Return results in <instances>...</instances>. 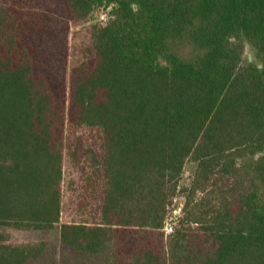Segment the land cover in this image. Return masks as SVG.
<instances>
[{
  "label": "trees",
  "instance_id": "16d2710c",
  "mask_svg": "<svg viewBox=\"0 0 264 264\" xmlns=\"http://www.w3.org/2000/svg\"><path fill=\"white\" fill-rule=\"evenodd\" d=\"M0 226L62 246L0 264H264V0H0Z\"/></svg>",
  "mask_w": 264,
  "mask_h": 264
},
{
  "label": "rangeland",
  "instance_id": "374dc122",
  "mask_svg": "<svg viewBox=\"0 0 264 264\" xmlns=\"http://www.w3.org/2000/svg\"><path fill=\"white\" fill-rule=\"evenodd\" d=\"M107 12L104 11H98L95 13L93 21L98 22L101 21V16H106ZM88 24L80 25L72 29L70 34V43H71V50H70V56H71V64L74 65V63H77L82 58L83 49H85L88 46L89 42V36L87 34L86 28ZM252 57L251 51L249 48L246 49V57ZM195 168L194 163H188L182 180L181 185L186 186L189 185L191 181V177L193 174ZM66 185H65V192H64V207L67 211V204L71 200V184L70 179L73 178L74 180L78 178V172L75 169L72 176H70V171L73 170V168L69 164L68 158H66ZM183 198L178 196L171 209L168 216V220L173 223L174 227L177 224V219L180 216L181 209L183 206ZM0 234L8 235L9 242L11 243H32V242H38V241H48L52 242L53 244H56L57 247H59V250L62 249V246L59 242V230L58 227H56L53 230L50 231H23V230H17L10 227H3L0 226Z\"/></svg>",
  "mask_w": 264,
  "mask_h": 264
},
{
  "label": "built area",
  "instance_id": "2783aa9c",
  "mask_svg": "<svg viewBox=\"0 0 264 264\" xmlns=\"http://www.w3.org/2000/svg\"><path fill=\"white\" fill-rule=\"evenodd\" d=\"M105 19H106V16L105 15H102L101 16V20H105ZM173 225L174 224L171 223L169 220L167 221L166 226H165V232H166V234H169V233L173 232V230H174V226Z\"/></svg>",
  "mask_w": 264,
  "mask_h": 264
}]
</instances>
